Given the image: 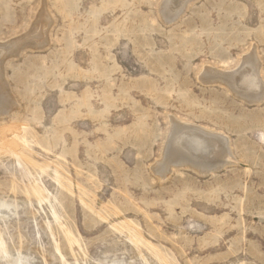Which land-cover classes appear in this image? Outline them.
<instances>
[{"label": "rangeland", "instance_id": "obj_1", "mask_svg": "<svg viewBox=\"0 0 264 264\" xmlns=\"http://www.w3.org/2000/svg\"><path fill=\"white\" fill-rule=\"evenodd\" d=\"M163 2L0 0V44L46 23L2 65L0 264H264V98L199 79L254 52L264 84V0ZM170 119L233 163L181 164Z\"/></svg>", "mask_w": 264, "mask_h": 264}, {"label": "bare ground", "instance_id": "obj_2", "mask_svg": "<svg viewBox=\"0 0 264 264\" xmlns=\"http://www.w3.org/2000/svg\"><path fill=\"white\" fill-rule=\"evenodd\" d=\"M188 1L190 0H164L160 9L163 20L165 19V21L169 20L171 22L177 19ZM45 26L46 23L44 22L38 29L42 32L45 30ZM37 27H39V25ZM41 32L36 33L35 30H32L28 35L29 37H27L32 40H39V37L43 38V36H45V31H43L44 35L43 32ZM27 37L13 44H0V85L4 83L2 75L4 55L12 52H14L12 54H17L18 49L27 45H32L33 43H30ZM44 40H46V38ZM241 62L239 68L232 73H225L215 68L204 67L199 79L202 83L226 86L236 96L245 98L248 101L262 100L264 98V84L261 83L258 75L259 63L255 53L251 52L246 57H243V61ZM6 94L7 93H5L4 98V94L1 92L0 98L3 100L7 99ZM169 147L172 148V150L184 153L183 155L186 156L187 160L181 161L184 162L181 164H194L200 172L206 173V171L214 165L219 166L220 164L233 163V158H231V153L227 145V139L223 135L207 131L194 125L184 124L174 119H170V135L166 148ZM212 160L214 161L212 162ZM210 162H212L213 165L208 167ZM199 163L204 165L198 166L197 164Z\"/></svg>", "mask_w": 264, "mask_h": 264}]
</instances>
